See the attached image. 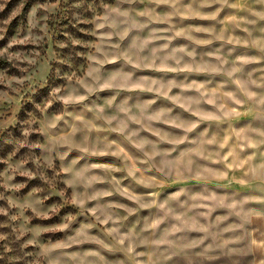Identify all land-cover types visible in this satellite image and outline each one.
Wrapping results in <instances>:
<instances>
[{"label": "clouds", "instance_id": "9594fccd", "mask_svg": "<svg viewBox=\"0 0 264 264\" xmlns=\"http://www.w3.org/2000/svg\"><path fill=\"white\" fill-rule=\"evenodd\" d=\"M0 165V264H264V0H0Z\"/></svg>", "mask_w": 264, "mask_h": 264}, {"label": "rangeland", "instance_id": "374dc122", "mask_svg": "<svg viewBox=\"0 0 264 264\" xmlns=\"http://www.w3.org/2000/svg\"><path fill=\"white\" fill-rule=\"evenodd\" d=\"M17 2V0H13V3H16ZM15 27H16V22L14 21L13 22V25H12V29H15ZM3 167V165H0V168H2Z\"/></svg>", "mask_w": 264, "mask_h": 264}]
</instances>
